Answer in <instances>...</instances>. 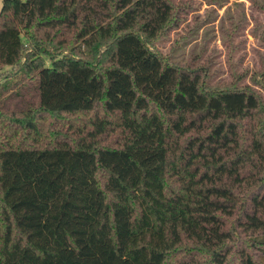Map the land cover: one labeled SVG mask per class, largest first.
<instances>
[{"label": "trees", "instance_id": "obj_1", "mask_svg": "<svg viewBox=\"0 0 264 264\" xmlns=\"http://www.w3.org/2000/svg\"><path fill=\"white\" fill-rule=\"evenodd\" d=\"M189 8L2 0L0 264H264V67L161 53Z\"/></svg>", "mask_w": 264, "mask_h": 264}, {"label": "rangeland", "instance_id": "obj_2", "mask_svg": "<svg viewBox=\"0 0 264 264\" xmlns=\"http://www.w3.org/2000/svg\"><path fill=\"white\" fill-rule=\"evenodd\" d=\"M181 1L190 8L178 27L156 40L161 53L180 62L194 59L225 80L230 62L238 70L264 67V0Z\"/></svg>", "mask_w": 264, "mask_h": 264}]
</instances>
